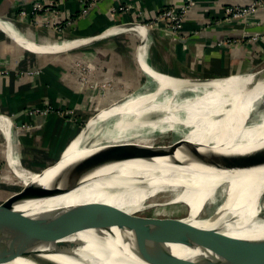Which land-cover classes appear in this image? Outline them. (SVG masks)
<instances>
[{"label":"bare ground","instance_id":"obj_1","mask_svg":"<svg viewBox=\"0 0 264 264\" xmlns=\"http://www.w3.org/2000/svg\"><path fill=\"white\" fill-rule=\"evenodd\" d=\"M68 43L28 46L33 50H57ZM82 43L83 40L77 44ZM145 70L149 79L158 83L155 91L140 95L136 92L114 104L80 132L63 152V161L53 168L20 174L26 185L36 183L60 189H50L47 194L29 192L34 201H23V211L15 210L36 216L94 208L107 214L133 217L144 209L165 213L167 205L173 206L166 210L171 214L179 211L175 207L184 204L188 210L185 220L191 226L215 231L205 243L225 246L238 240H264V116L254 121L249 119L253 109L264 101V68L255 72L254 79L252 75L233 74L207 80L174 79L146 67ZM96 126L101 129L93 132ZM166 132L178 136L176 142L184 139L195 144L198 152L237 153L248 156V161L234 170L215 169L182 147L173 155L147 160L146 156L153 152L147 145L152 144L154 134ZM106 144L125 146L128 151L120 154L121 159L116 163L92 172L75 171L67 182L54 184V177L65 165ZM24 187L18 193L24 192ZM154 197L156 202L147 201ZM141 217L143 223L158 229H165L180 219ZM69 241L80 244L46 254L47 262L149 264L136 254L131 235L115 227L77 232ZM167 249L184 258L201 254L198 249L178 244L167 245ZM6 264L40 263L16 259Z\"/></svg>","mask_w":264,"mask_h":264},{"label":"crops","instance_id":"obj_2","mask_svg":"<svg viewBox=\"0 0 264 264\" xmlns=\"http://www.w3.org/2000/svg\"><path fill=\"white\" fill-rule=\"evenodd\" d=\"M33 1L0 0V175L14 163L67 147L81 131L65 120L66 113L100 114L126 91L131 95L154 83L145 67L177 79L224 78L247 70L264 52V2L252 16L227 22L225 7L254 0H193L173 36L153 19L186 0H65L58 7L61 31L42 19L18 18ZM64 41L68 46L57 50L28 46ZM77 61L83 64L82 83ZM34 108L49 111L29 113Z\"/></svg>","mask_w":264,"mask_h":264},{"label":"water","instance_id":"obj_3","mask_svg":"<svg viewBox=\"0 0 264 264\" xmlns=\"http://www.w3.org/2000/svg\"><path fill=\"white\" fill-rule=\"evenodd\" d=\"M263 64L264 52L251 62L247 70L237 74L252 75L254 79L256 70ZM65 147L23 163L17 162L0 175V264L10 263L16 259L52 264L45 259L46 254H55L80 244L77 241H69L73 234L87 230H110L112 227L128 232L136 254L149 264H264V240L258 242L238 240L232 245L223 244L225 246L205 243V239L213 235L215 231L210 228L191 226L185 220L186 217L180 218L165 229H158L147 222L143 223L144 220L139 215L124 217L99 212L94 208L64 213L57 211L36 216L16 211L13 203L34 199L27 193L40 191L47 194L50 189H60L45 188L40 184L32 183L24 187V192L8 194L10 190L21 184L23 179L20 176L23 175L20 174L23 172L38 173L57 164ZM178 147L190 151L198 161L215 169L234 170L248 161V156L237 153L198 152L195 144L184 139L167 148L154 150L146 156V159L173 155ZM126 151L128 148L125 146L103 145L93 153L65 165L54 177V184L61 181L67 182L75 171L92 172L116 163L121 159L119 155ZM187 214L188 210L186 216ZM172 244L198 249L201 254L192 258L176 256L167 249V245ZM238 244L242 245L238 248L230 247Z\"/></svg>","mask_w":264,"mask_h":264},{"label":"built area","instance_id":"obj_4","mask_svg":"<svg viewBox=\"0 0 264 264\" xmlns=\"http://www.w3.org/2000/svg\"><path fill=\"white\" fill-rule=\"evenodd\" d=\"M61 1L65 0H34L31 3V8L29 11L25 9H20L18 11V18L20 20H24L25 18L31 17L35 21L42 19L47 26L54 27L58 31H61L62 28L60 27L59 23L60 14L58 11V7ZM263 2L264 0H254L246 6H227L223 9L224 21L230 22L240 19H246L249 16L255 14L257 12V9ZM92 4V2L87 3L88 7ZM192 5L193 0H186V2L181 5L164 7L160 10V12L157 13L153 20L156 23H161L163 25V29L168 34L177 36L182 30L183 22ZM88 7L83 8L81 14L86 13ZM67 24H69V21H67ZM82 73H84L83 64ZM81 78L83 80V76ZM47 111L48 108H44L42 110L34 108L29 110V113L42 115L47 113ZM21 128L27 129L29 127L23 125L21 126Z\"/></svg>","mask_w":264,"mask_h":264},{"label":"rangeland","instance_id":"obj_5","mask_svg":"<svg viewBox=\"0 0 264 264\" xmlns=\"http://www.w3.org/2000/svg\"><path fill=\"white\" fill-rule=\"evenodd\" d=\"M76 68L78 70H80V71H77V73H78L79 81L82 83V81H83L82 78H81L83 76V73H82V62L80 63V61H77ZM261 68H264V64L260 68H258L256 71H258ZM188 79H193V78H188ZM210 79H214V78H210ZM157 86L158 85L155 82L152 83L151 85H145V86L142 84L141 87L137 88V93L140 95V94H144V92H146V91L147 92L148 91L153 92V91H155V89L157 88ZM131 91H126V93H124L122 96H119L118 97L117 101H111V102H108V103L104 104V106H102V107H104L105 109L100 114H97V112L100 110L99 109V110H96L94 112H88L87 114H85L83 116H75L74 117L73 116V111H72V112L66 113L67 116L65 117V120L66 121L73 120L74 123L77 124V130H76V132L78 130H81L83 127H85L84 129H86V127L90 124L88 122L90 119L94 118L93 120H95V121L99 120L104 114H106L109 110H111V108L115 106L114 104H116L118 101L122 100L123 98L126 99V98L131 97L134 94L133 93V94L129 95L130 93H132ZM48 111H49V108H48ZM96 114H97V117L95 116ZM260 116H264V101H261L260 104H258L253 109L252 114H251V116H250L249 119H250V121H254L257 118H259ZM93 120H92V122H93ZM24 126L28 127L27 125H24ZM100 129H101V126H96L94 128V131L93 132L99 131ZM83 130H81V131H83ZM76 137L77 136H75L73 139H71V141L68 143L67 147L72 143V141H74L76 139ZM176 140H178V136L173 135L172 132H166V133H164L162 135L159 134V133H156V134H154V138L151 141L152 144L151 145H147V146H150L151 149H153V151H154L157 148H166L169 145H173L176 142ZM67 147L65 148L64 153L67 151ZM63 157H64V154H63V156H62V158L60 159L59 162L63 161V159L65 158V157L64 158ZM57 164H55V165H57ZM54 166H51V167H49V168H47L45 170H49V169L53 168ZM4 167H5V165L4 166H1V168H0L1 169V172H2V169ZM44 171H42V172H44ZM38 173H41V172H38ZM20 186H21V189H22L24 186H26V184L21 181V184L18 187H20ZM20 190L15 191V192H11L12 190H10L8 192V194L10 192H11V194H15V193H18ZM160 200H163V199H160ZM33 201H34V199L33 200H30V201H26V202H33ZM147 201L156 202L157 201V198H155V197L153 199L150 198V200H147ZM262 203L264 204V198H263ZM22 204L24 205L25 203L24 202L13 203V207H14V209H20V210H22L21 209L22 208L21 206H23ZM170 206L171 205L165 206V208H164L165 213L161 212V210L144 209L140 213H137V214L139 216L141 215V216H146V217H158V218H163V217L164 218L165 217H168L169 218V216L170 217L172 216L171 218H183V217H186L187 208H186V206L184 204H181L179 207H175V208H179V211H174L171 214H169L168 211H167L168 213H166V210L167 209L168 210H171L173 208V206H171V207ZM29 210H31V209H29ZM27 211L28 210H26L24 212L26 213ZM155 211H160V212H155Z\"/></svg>","mask_w":264,"mask_h":264}]
</instances>
